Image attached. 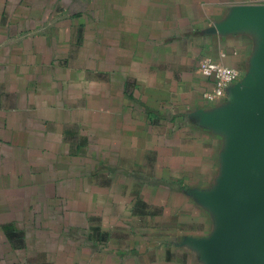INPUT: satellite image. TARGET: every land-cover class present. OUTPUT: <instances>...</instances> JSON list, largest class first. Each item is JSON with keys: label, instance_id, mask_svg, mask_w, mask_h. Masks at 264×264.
<instances>
[{"label": "crops", "instance_id": "crops-1", "mask_svg": "<svg viewBox=\"0 0 264 264\" xmlns=\"http://www.w3.org/2000/svg\"><path fill=\"white\" fill-rule=\"evenodd\" d=\"M256 7L0 0V264H215L243 212L230 116L259 111ZM202 56L239 86L207 100ZM248 250L227 264H264V237Z\"/></svg>", "mask_w": 264, "mask_h": 264}, {"label": "water", "instance_id": "water-1", "mask_svg": "<svg viewBox=\"0 0 264 264\" xmlns=\"http://www.w3.org/2000/svg\"><path fill=\"white\" fill-rule=\"evenodd\" d=\"M244 11H264V7L246 8ZM262 66L258 81L247 97L252 106L259 108L258 113L251 114L244 108L230 116L237 129V140L243 147L238 190L243 212L232 228L221 234L215 264H227L237 244L248 254V247L259 243L264 237V62ZM231 86L237 88L239 83ZM225 117L229 115L218 112L211 115L212 120Z\"/></svg>", "mask_w": 264, "mask_h": 264}, {"label": "built area", "instance_id": "built-area-1", "mask_svg": "<svg viewBox=\"0 0 264 264\" xmlns=\"http://www.w3.org/2000/svg\"><path fill=\"white\" fill-rule=\"evenodd\" d=\"M196 71L213 78V87L204 94L205 98L211 101L224 98L227 95V89L240 77L238 69L207 56L197 58Z\"/></svg>", "mask_w": 264, "mask_h": 264}]
</instances>
